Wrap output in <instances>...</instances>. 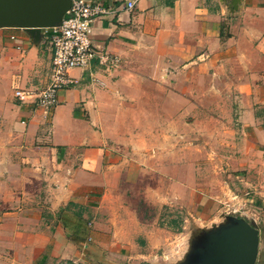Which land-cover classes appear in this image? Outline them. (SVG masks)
Segmentation results:
<instances>
[{
    "label": "crops",
    "instance_id": "obj_1",
    "mask_svg": "<svg viewBox=\"0 0 264 264\" xmlns=\"http://www.w3.org/2000/svg\"><path fill=\"white\" fill-rule=\"evenodd\" d=\"M92 1L119 62L47 112L13 97L49 82L43 35L0 28V264H179L229 197L264 264V0Z\"/></svg>",
    "mask_w": 264,
    "mask_h": 264
},
{
    "label": "built area",
    "instance_id": "obj_2",
    "mask_svg": "<svg viewBox=\"0 0 264 264\" xmlns=\"http://www.w3.org/2000/svg\"><path fill=\"white\" fill-rule=\"evenodd\" d=\"M126 1L128 8L133 7L134 0ZM103 12L101 4L92 0H71L59 25L41 29L50 52L49 82L40 90L14 87L13 97L17 103H31L47 112L58 104L60 90L79 84L80 80L70 75L71 69L87 70L95 64L109 69L117 65L118 56L101 49L92 39V23ZM11 39L14 40V36Z\"/></svg>",
    "mask_w": 264,
    "mask_h": 264
},
{
    "label": "water",
    "instance_id": "obj_3",
    "mask_svg": "<svg viewBox=\"0 0 264 264\" xmlns=\"http://www.w3.org/2000/svg\"><path fill=\"white\" fill-rule=\"evenodd\" d=\"M71 0H0V28L24 29L34 40L42 28L61 23ZM258 229L243 217H228V222L197 236L187 257L180 264H254Z\"/></svg>",
    "mask_w": 264,
    "mask_h": 264
},
{
    "label": "rangeland",
    "instance_id": "obj_4",
    "mask_svg": "<svg viewBox=\"0 0 264 264\" xmlns=\"http://www.w3.org/2000/svg\"><path fill=\"white\" fill-rule=\"evenodd\" d=\"M236 199H233L232 197H229L228 201H221V210H218L212 214H210V216H207V218H205L206 220H203V222L199 223V218H196L197 220H193L192 222L189 223V227H186L185 230L182 229L181 226H177L176 231H185V232H189L192 234L193 238L194 236H200L201 234L207 232V231H211L217 227H219L222 224H225L228 222V217L230 216H235L237 217V215H241L244 214V210L246 209V204H237L235 203ZM141 207L143 206V204L140 205ZM145 211H149L150 213H146L144 215V217L147 220H151L152 217H155L153 215H157L154 213H151L154 209H151L150 207H144ZM206 217V216H205ZM195 221H198V223H195ZM205 221V222H204ZM207 221V222H206ZM166 222H162V219L159 220V225H168V224H163ZM142 248H144V246H141ZM187 257V256H186ZM185 257V258H186ZM184 258V260H185ZM143 264H150L149 261H144ZM180 264V263H179Z\"/></svg>",
    "mask_w": 264,
    "mask_h": 264
}]
</instances>
